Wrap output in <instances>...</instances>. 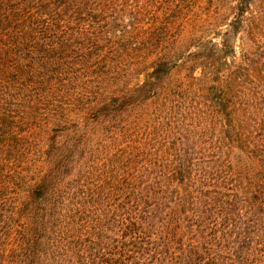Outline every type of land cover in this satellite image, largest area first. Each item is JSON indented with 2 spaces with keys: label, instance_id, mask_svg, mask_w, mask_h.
I'll return each mask as SVG.
<instances>
[{
  "label": "trees",
  "instance_id": "trees-1",
  "mask_svg": "<svg viewBox=\"0 0 264 264\" xmlns=\"http://www.w3.org/2000/svg\"><path fill=\"white\" fill-rule=\"evenodd\" d=\"M0 264H264V0H0Z\"/></svg>",
  "mask_w": 264,
  "mask_h": 264
}]
</instances>
